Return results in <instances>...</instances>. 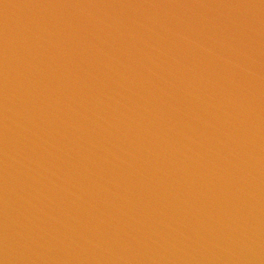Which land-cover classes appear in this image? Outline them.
<instances>
[{
    "label": "water",
    "instance_id": "1",
    "mask_svg": "<svg viewBox=\"0 0 264 264\" xmlns=\"http://www.w3.org/2000/svg\"><path fill=\"white\" fill-rule=\"evenodd\" d=\"M0 264H264V0H0Z\"/></svg>",
    "mask_w": 264,
    "mask_h": 264
}]
</instances>
